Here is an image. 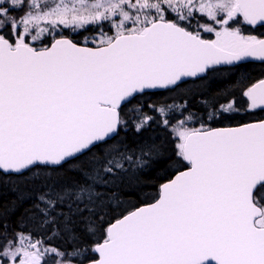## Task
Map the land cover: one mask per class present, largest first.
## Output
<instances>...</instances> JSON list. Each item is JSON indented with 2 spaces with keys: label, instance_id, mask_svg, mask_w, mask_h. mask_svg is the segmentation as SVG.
<instances>
[{
  "label": "snow or ice",
  "instance_id": "1",
  "mask_svg": "<svg viewBox=\"0 0 264 264\" xmlns=\"http://www.w3.org/2000/svg\"><path fill=\"white\" fill-rule=\"evenodd\" d=\"M242 26L264 0H0V264H264V119L213 127L240 111L227 89L147 104L169 155L133 105L264 63ZM242 96L264 110V79ZM165 160L184 170L144 193Z\"/></svg>",
  "mask_w": 264,
  "mask_h": 264
},
{
  "label": "trees",
  "instance_id": "2",
  "mask_svg": "<svg viewBox=\"0 0 264 264\" xmlns=\"http://www.w3.org/2000/svg\"><path fill=\"white\" fill-rule=\"evenodd\" d=\"M251 26H242V30L246 34L259 35L260 32H264V29H259ZM76 39H81L82 37H74ZM205 38L210 39L207 35ZM264 77V63L258 62H247L239 64L237 67L225 66L221 73L209 77L205 81H199L194 79H189L186 85H182L179 89L174 90H164L155 92H146V95L137 96L136 100L133 101V105L136 103L144 104V111L149 115H153L156 122L152 124L149 133L158 139L163 140L168 148L169 155L172 154V149L174 147L175 138L170 136V129H166L162 124L159 123L161 117L158 113L153 112L151 109L146 107L147 104H156L157 107L160 106V102L167 101L169 104L175 103V105L180 106L185 100L188 102L187 107L193 112L202 111L201 108V97L198 93L201 91L207 93H217L218 91L227 89L231 93L232 97L235 98L239 103V112H234L230 114H225L222 118L216 120L212 123L213 127H226V126H236L241 123H247L249 121H256L264 118V110H246L247 109V98L242 96V92L246 91L248 86L258 81ZM223 102V100H221ZM129 108L132 105L128 106ZM187 115V113H185ZM176 118L179 117V112H176ZM190 127H199L198 122L191 123ZM176 157L172 156V160ZM183 166H173L172 161L165 160L159 165H157L150 173L149 179L150 186L144 188V193L155 194L158 185L164 182L166 179H170L171 176L176 173L177 170H182ZM16 193L8 191L5 188L3 196L0 197L4 202L7 200H14ZM143 200V194L141 196ZM150 202V201H149ZM137 206H139L140 201L135 200ZM32 201L25 200L20 203L15 214L12 217L13 223L24 216L25 210L30 208Z\"/></svg>",
  "mask_w": 264,
  "mask_h": 264
},
{
  "label": "water",
  "instance_id": "3",
  "mask_svg": "<svg viewBox=\"0 0 264 264\" xmlns=\"http://www.w3.org/2000/svg\"><path fill=\"white\" fill-rule=\"evenodd\" d=\"M252 27V26H251ZM257 27V26H256ZM248 62H255V63H258V62H260L259 60H251V61H248ZM244 63H247V62H244ZM241 64H243V63H241ZM190 79H192V78H190ZM261 79H264V77L263 78H261ZM260 80V79H259ZM258 80V81H259ZM258 81H256V82H254L253 84H256V83H258ZM253 84H251L249 87H251ZM155 91H164V89H150V90H146V92H155ZM255 110H261V109H255ZM264 119V118H263ZM249 122H254V121H249ZM248 122V123H249ZM237 126V125H236ZM226 127H229V126H226ZM182 170H184V168L182 169ZM175 175V173L171 176V178L173 177ZM165 182V181H164ZM163 183V182H162ZM210 264H212V262H210Z\"/></svg>",
  "mask_w": 264,
  "mask_h": 264
},
{
  "label": "rangeland",
  "instance_id": "4",
  "mask_svg": "<svg viewBox=\"0 0 264 264\" xmlns=\"http://www.w3.org/2000/svg\"><path fill=\"white\" fill-rule=\"evenodd\" d=\"M67 34V33H66ZM83 35H88V33H84ZM210 35V34H209ZM210 37L212 38V39H214V36L213 35H210Z\"/></svg>",
  "mask_w": 264,
  "mask_h": 264
},
{
  "label": "flooded vegetation",
  "instance_id": "5",
  "mask_svg": "<svg viewBox=\"0 0 264 264\" xmlns=\"http://www.w3.org/2000/svg\"><path fill=\"white\" fill-rule=\"evenodd\" d=\"M208 37H210V35H207ZM211 38V37H210ZM212 39V38H211Z\"/></svg>",
  "mask_w": 264,
  "mask_h": 264
}]
</instances>
